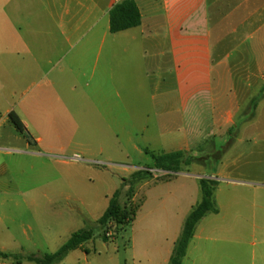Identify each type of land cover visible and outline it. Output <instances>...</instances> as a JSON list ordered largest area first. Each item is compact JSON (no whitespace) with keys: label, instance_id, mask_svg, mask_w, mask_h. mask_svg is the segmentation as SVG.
Instances as JSON below:
<instances>
[{"label":"rangeland","instance_id":"rangeland-1","mask_svg":"<svg viewBox=\"0 0 264 264\" xmlns=\"http://www.w3.org/2000/svg\"><path fill=\"white\" fill-rule=\"evenodd\" d=\"M230 70L223 67L222 74L226 77ZM41 86L0 80V246H7L8 253L53 254L73 233L88 228L94 239L60 264H164L173 230L181 235L185 219L202 199L200 180L211 179L218 183L215 195L221 213L203 221L212 238L209 253L217 255L218 264L237 253L241 260L242 254L264 255V191H255L264 188V98L253 119L250 111L259 88L245 99L229 132L204 141L201 151L198 146L191 150L202 164L183 167L170 181H157L143 191L135 187L132 195L136 192L138 199L132 201L127 193L132 173L154 169V156L175 149L179 142L166 143L156 113L144 132L147 114L137 104L140 100L129 94L125 110L115 91L110 126L103 121L104 106L94 113L83 96L69 100L68 109L60 106L41 115L32 104ZM224 86L232 88L230 82ZM236 86L242 89L245 84ZM8 109L18 114L24 133L8 119ZM39 138L42 141L36 143ZM152 173L157 180L168 178L160 170ZM119 189L121 204L128 210L141 207L143 198L148 202L130 225H113L105 242L97 221ZM168 227L171 240H166Z\"/></svg>","mask_w":264,"mask_h":264},{"label":"crops","instance_id":"crops-1","mask_svg":"<svg viewBox=\"0 0 264 264\" xmlns=\"http://www.w3.org/2000/svg\"><path fill=\"white\" fill-rule=\"evenodd\" d=\"M134 1L141 26L113 34L114 0H0V80L41 83L32 103L41 115L60 106L68 109L69 100L86 97L94 113L104 106L103 121L108 125L112 91L125 110L130 94L147 114L144 132L156 113L166 143L179 142L165 153L191 151L229 132L245 99L264 85V0ZM228 66L231 70L225 77L222 69ZM226 82L231 89H225ZM240 82L245 84L242 89L236 86ZM12 112L16 113L8 109V117ZM170 180L154 175L136 188L143 191L157 181ZM255 191L260 195L264 188ZM137 199L135 192L132 201ZM140 202L138 210L148 199ZM220 213L219 208L213 215ZM204 220L183 264H218L217 255L209 253L212 238ZM169 231L170 227L166 240H171ZM173 231L164 264H169L180 236ZM0 250L9 252L7 246ZM242 255V260L238 253L221 258L219 264H258V259L264 264V255ZM26 262L0 260V264Z\"/></svg>","mask_w":264,"mask_h":264},{"label":"trees","instance_id":"trees-1","mask_svg":"<svg viewBox=\"0 0 264 264\" xmlns=\"http://www.w3.org/2000/svg\"><path fill=\"white\" fill-rule=\"evenodd\" d=\"M142 16L134 0H123L114 5L110 12V27L111 33L116 34L132 28L141 26ZM264 98V85L260 90V94L254 97L250 102L251 119L256 115V110L260 101ZM1 117V115H0ZM10 121L15 127L24 133V125L19 116L12 112L9 114ZM201 151L202 146L197 147ZM192 151H177L154 156L156 165L154 169L169 173L165 177H171V174L180 173L183 167L191 166L194 163H203L200 158L191 155ZM153 177L152 169L136 171L131 180L128 182L131 185V191L127 192L133 196L135 187L144 180ZM127 185V182L125 183ZM217 181L211 179H201L200 187L202 192L201 201L193 208L191 213L185 220L182 233L178 238L169 264H183L187 255L189 245L195 235L200 222L211 214H218L219 208L215 199ZM123 189L117 190L110 200L109 206L101 218L97 221L98 227L102 231V238L105 242L109 241L108 231L113 227L130 225L136 218L138 207L131 209L124 208L121 204ZM94 239V231L92 229H81L72 234L71 238L57 252L46 254L42 257L35 255L11 254L0 250V260L33 262L36 264H60L67 256L82 247L87 242Z\"/></svg>","mask_w":264,"mask_h":264},{"label":"built area","instance_id":"built-area-1","mask_svg":"<svg viewBox=\"0 0 264 264\" xmlns=\"http://www.w3.org/2000/svg\"><path fill=\"white\" fill-rule=\"evenodd\" d=\"M123 0H114V2L117 4V3H120V2H122ZM109 233H108V237H109Z\"/></svg>","mask_w":264,"mask_h":264}]
</instances>
